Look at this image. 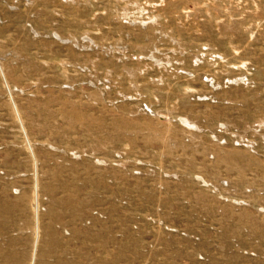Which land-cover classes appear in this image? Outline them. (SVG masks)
I'll list each match as a JSON object with an SVG mask.
<instances>
[{
    "label": "rangeland",
    "instance_id": "374dc122",
    "mask_svg": "<svg viewBox=\"0 0 264 264\" xmlns=\"http://www.w3.org/2000/svg\"><path fill=\"white\" fill-rule=\"evenodd\" d=\"M0 264H264V0H0Z\"/></svg>",
    "mask_w": 264,
    "mask_h": 264
}]
</instances>
